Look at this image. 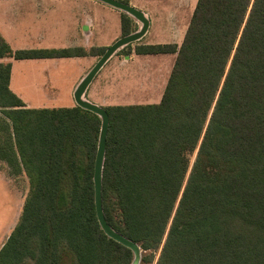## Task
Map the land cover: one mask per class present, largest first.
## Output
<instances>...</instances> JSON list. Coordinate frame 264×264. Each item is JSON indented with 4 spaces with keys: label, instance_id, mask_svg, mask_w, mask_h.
Returning <instances> with one entry per match:
<instances>
[{
    "label": "trees",
    "instance_id": "trees-1",
    "mask_svg": "<svg viewBox=\"0 0 264 264\" xmlns=\"http://www.w3.org/2000/svg\"><path fill=\"white\" fill-rule=\"evenodd\" d=\"M121 24L103 61L136 37ZM133 51L176 54L162 100L98 108L104 130L86 103L25 107L0 62V163L29 185L0 264H132L138 249L139 264H264V0H198L180 46ZM86 54L13 52L0 35V59ZM101 137L100 213L136 250L99 218Z\"/></svg>",
    "mask_w": 264,
    "mask_h": 264
},
{
    "label": "crops",
    "instance_id": "crops-1",
    "mask_svg": "<svg viewBox=\"0 0 264 264\" xmlns=\"http://www.w3.org/2000/svg\"><path fill=\"white\" fill-rule=\"evenodd\" d=\"M127 2L142 19L103 0H0V35L13 52L83 49L87 53L0 59L11 65L10 90L25 107L37 109L73 108L80 103L98 108L160 103L176 54L138 55L133 50L138 45L180 46L198 0ZM123 14L136 29L129 43L132 52L127 54L129 44H123L99 65L103 58L99 49L123 39Z\"/></svg>",
    "mask_w": 264,
    "mask_h": 264
},
{
    "label": "rangeland",
    "instance_id": "rangeland-1",
    "mask_svg": "<svg viewBox=\"0 0 264 264\" xmlns=\"http://www.w3.org/2000/svg\"><path fill=\"white\" fill-rule=\"evenodd\" d=\"M166 57L170 58L171 56ZM151 58H154V56ZM194 159L195 155L192 156L191 162ZM28 188V180L24 175H14L6 165L0 163V249L19 220ZM140 253L139 249L135 251L134 260L140 261Z\"/></svg>",
    "mask_w": 264,
    "mask_h": 264
},
{
    "label": "water",
    "instance_id": "water-1",
    "mask_svg": "<svg viewBox=\"0 0 264 264\" xmlns=\"http://www.w3.org/2000/svg\"><path fill=\"white\" fill-rule=\"evenodd\" d=\"M103 1H106V2H108V3H110V4H112V5H114V6L118 7V8H121V9H123V10L129 12L130 14H133V15H134V13L132 12V10L129 9L128 7H126V6H123V5H121V4H118V3H115V2H112V1H109V0H103ZM130 40H131V38L126 39V40H124V41L121 42V43H126V42H128V41H130ZM104 59H105V58H102V59H101L99 65L102 63V61H103ZM99 65H98V66H99ZM98 66H97V67H98ZM97 67H96L95 69H97ZM94 71H95V70H94ZM94 71L91 72V74L87 77V79L85 80V82L82 84L81 88L84 87V85L86 84V82L88 81V79L92 76V74L94 73ZM88 105H89V104H88ZM94 107H95V106H94ZM94 110H95V111L99 114V116L103 119V130H104L105 125H106V116L104 115L103 112H101V111L98 109V107L94 108ZM102 162H103V138L101 137V140H100V146H99L98 160H97V175H96V186H97V207H98V210H99V218H100V221H101V224H102L103 228L106 230V232H108V234H109L110 236L116 238V239L119 240L120 242H122V243L126 244L127 246L133 248V250H136V247H135L132 243L128 242L127 240H125L124 238L120 237L119 235L113 233V232H112V231L106 226L104 220L102 219V216H101V213H100V212H101V209H100V204H99V192H100V190H99V187H100V177H99V175H100V169H101ZM132 264H139V262L135 259V260L133 261Z\"/></svg>",
    "mask_w": 264,
    "mask_h": 264
}]
</instances>
